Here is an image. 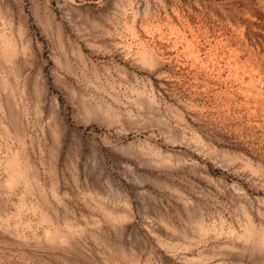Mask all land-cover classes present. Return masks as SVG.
I'll use <instances>...</instances> for the list:
<instances>
[{
  "label": "rangeland",
  "instance_id": "rangeland-1",
  "mask_svg": "<svg viewBox=\"0 0 264 264\" xmlns=\"http://www.w3.org/2000/svg\"><path fill=\"white\" fill-rule=\"evenodd\" d=\"M0 264H264V0H0Z\"/></svg>",
  "mask_w": 264,
  "mask_h": 264
}]
</instances>
